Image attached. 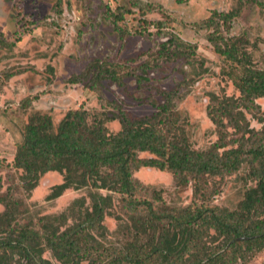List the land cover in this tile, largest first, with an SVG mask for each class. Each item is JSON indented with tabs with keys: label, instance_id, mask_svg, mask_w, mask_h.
I'll return each mask as SVG.
<instances>
[{
	"label": "trees",
	"instance_id": "obj_1",
	"mask_svg": "<svg viewBox=\"0 0 264 264\" xmlns=\"http://www.w3.org/2000/svg\"><path fill=\"white\" fill-rule=\"evenodd\" d=\"M238 15V10L215 13L228 26ZM215 16L205 25L216 24L217 31ZM209 40L232 65L229 74L240 94H211L207 112L219 138L207 149L191 143L186 119L177 108L180 87L162 90V100L153 102L154 111L144 116L121 107L111 116L80 107L67 111L57 127L48 113L29 116L13 160L23 171L26 191L47 172L59 171L63 181L49 198L67 188H89L93 206L72 226L63 228L57 217L48 216L21 224L28 213L23 200L9 191L0 193L5 205L0 213V264H56L43 256L47 250L57 264H245L264 250V113L257 117L260 129L247 118V112H261L257 101L264 98V69L253 64L242 38L219 43L211 35ZM195 52L193 45L173 36L161 43L156 56L189 62ZM155 61H142L126 76L144 88ZM124 78L103 61H93L70 81L96 90L104 80L123 85ZM114 120L120 123L116 132L107 126ZM146 152L150 156L141 155ZM244 164L255 185L233 209L213 203L216 178L234 174ZM142 167L171 172L177 188L192 187V201L183 207L167 204L162 189H150L134 177ZM102 190L121 197L117 216L122 238L108 245L90 231L95 223L106 227L102 223L110 198L98 197Z\"/></svg>",
	"mask_w": 264,
	"mask_h": 264
},
{
	"label": "rangeland",
	"instance_id": "obj_2",
	"mask_svg": "<svg viewBox=\"0 0 264 264\" xmlns=\"http://www.w3.org/2000/svg\"><path fill=\"white\" fill-rule=\"evenodd\" d=\"M231 10H238L239 15L230 26L215 16ZM213 16L219 23L217 31L216 24L205 25ZM211 35L219 43L232 36L242 38L253 64L264 69V0H0V193L9 191L23 200L28 213L21 224L48 216L57 217L64 228L81 221L80 216L93 206L89 188H67L49 198L52 188L63 181L59 171L47 172L33 190L26 191L23 171L13 160L24 124L35 112L50 114L55 127L67 111L80 107L107 116L121 107L133 116H144L154 111L153 102L162 100V90L180 87L177 108L186 119L193 147L203 150L217 142L207 112L211 94L238 96L240 92L229 74L232 65L216 52ZM173 36L195 47L192 60L157 58L161 43ZM146 59H156V65L149 69L150 80L139 88L126 73ZM93 61L115 68L125 75V83L104 80L94 90L70 81ZM257 102L261 112H247V118L252 127L260 129L257 117L264 113V98ZM107 126L113 132L120 129L118 120ZM248 172L249 165L244 164L236 173L216 178L213 203L235 208L245 190L255 185ZM134 177L150 189H162L171 206L183 207L192 201V187L177 188L169 171L142 167ZM101 192L98 197L110 198L102 223L106 227L95 223L90 231L108 245L122 238L117 216L121 197ZM4 210L0 203V213ZM43 256L57 264L50 250ZM263 262L264 250L245 264Z\"/></svg>",
	"mask_w": 264,
	"mask_h": 264
}]
</instances>
